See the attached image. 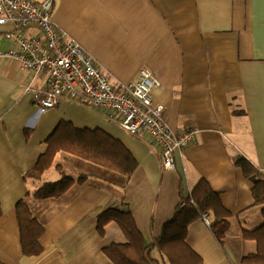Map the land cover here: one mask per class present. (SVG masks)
Wrapping results in <instances>:
<instances>
[{"label":"crops","instance_id":"1","mask_svg":"<svg viewBox=\"0 0 264 264\" xmlns=\"http://www.w3.org/2000/svg\"><path fill=\"white\" fill-rule=\"evenodd\" d=\"M52 2L53 21L111 82L130 81L147 68L159 82L151 99L163 104L167 124L198 131L174 153V169L164 171L148 136L130 134L70 98L44 108L24 87H43L45 74L29 82L32 72L0 57V264H114L104 248L126 238L113 220L99 233L97 215L125 205L149 244L180 195L189 194L199 179L219 192L230 212L228 227L221 244L196 218L187 226V244L201 264H243L240 258L254 253L256 243L240 235L262 224L264 204L253 202L251 181L234 160L247 159L264 182V0ZM8 27L0 25L1 51L8 45L2 36ZM62 119L118 140L136 161L131 175L59 150L40 180L26 179ZM81 175L86 177L78 180ZM63 176L71 183L60 194L32 196L44 182ZM21 199L44 229L37 256L23 254L19 245L14 206ZM150 252L154 264L163 263L155 248Z\"/></svg>","mask_w":264,"mask_h":264},{"label":"built area","instance_id":"2","mask_svg":"<svg viewBox=\"0 0 264 264\" xmlns=\"http://www.w3.org/2000/svg\"><path fill=\"white\" fill-rule=\"evenodd\" d=\"M53 0H0V25L8 45L0 57L16 59L23 69L45 74L43 87H24L44 108L63 98L98 110L133 135L148 136L159 151L162 170H173L174 153L191 144L198 129L174 130L167 124L162 103L151 99L157 77L147 68L127 82H111L91 55L69 38L51 17ZM208 225V218L203 215Z\"/></svg>","mask_w":264,"mask_h":264},{"label":"trees","instance_id":"3","mask_svg":"<svg viewBox=\"0 0 264 264\" xmlns=\"http://www.w3.org/2000/svg\"><path fill=\"white\" fill-rule=\"evenodd\" d=\"M44 142L46 149L39 154L35 164L25 172L26 179L29 177L40 180L43 171L52 166L54 153L59 150L103 165L126 176L131 175L137 165L131 153L118 140L97 129L75 128L63 119L57 123L52 134ZM234 164L251 181L253 202L256 205L264 204V182L254 166L243 157L236 158ZM85 177L78 176V180ZM70 183L71 179L64 178V176L57 181L44 182L32 193V196L39 199L56 196L63 192ZM14 209L22 253L29 257L39 255L43 250L40 243V238L44 233L42 224L35 219L24 199L17 201ZM261 209L262 224L258 228L244 229L240 235L256 243L254 253L240 258L239 261L243 264H264V206ZM202 214L210 218L208 224L213 237L222 244L230 212L222 205L219 192L209 186L205 179H199L192 186L189 194L180 195V201L173 215L161 225L159 235L149 244L144 242L131 212L125 205L99 213L96 229L102 233L104 225L113 220L123 232L126 242L113 243L104 248L105 254L114 264H154L155 259L150 252L154 248L156 252H159L162 264H201L200 256L189 247L186 237L188 224L201 217Z\"/></svg>","mask_w":264,"mask_h":264},{"label":"rangeland","instance_id":"4","mask_svg":"<svg viewBox=\"0 0 264 264\" xmlns=\"http://www.w3.org/2000/svg\"><path fill=\"white\" fill-rule=\"evenodd\" d=\"M54 22H55V21H54ZM55 23H56V22H55ZM81 47L86 51V49H85L83 46H81ZM87 52H88V51H87ZM88 53H89V52H88ZM203 215H205V214H202V215H201V219H202V216H203ZM205 216L207 217V215H205ZM207 218H208V217H207ZM202 220H203V219H202ZM208 220H209V218H208ZM209 222H210V220H209ZM208 225H209V224H208Z\"/></svg>","mask_w":264,"mask_h":264}]
</instances>
